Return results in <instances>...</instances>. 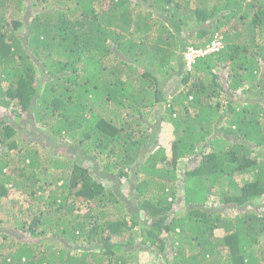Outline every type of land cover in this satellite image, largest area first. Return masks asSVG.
Listing matches in <instances>:
<instances>
[{
	"label": "trees",
	"instance_id": "trees-1",
	"mask_svg": "<svg viewBox=\"0 0 264 264\" xmlns=\"http://www.w3.org/2000/svg\"><path fill=\"white\" fill-rule=\"evenodd\" d=\"M41 1L0 0V264H264V0Z\"/></svg>",
	"mask_w": 264,
	"mask_h": 264
},
{
	"label": "rangeland",
	"instance_id": "rangeland-1",
	"mask_svg": "<svg viewBox=\"0 0 264 264\" xmlns=\"http://www.w3.org/2000/svg\"><path fill=\"white\" fill-rule=\"evenodd\" d=\"M34 2V0H26V6H27V8H28V10L26 9V10H24L23 12H18V14H17V16H16V18L17 17H19V18H23L24 20H30V18L32 17V11H34V9H32V7H31V5H33L32 3ZM43 1H41V2H39V5L40 6H42V7H48L49 5H51V4H56V0H49L47 3H42ZM103 2V1H102ZM9 5V4H8ZM12 5H14V3H10V7H12ZM101 8L102 9H104V7H102L101 6ZM27 33H26V31L24 32H22V38H26V39H28L27 37V35H26ZM217 38H221V36L220 35H217ZM224 43V42H223ZM183 54V58H185V53H182ZM185 61H186V59H185ZM221 82H222V80H220ZM228 83H230V82H228ZM247 85L246 86H248L249 84L248 83H246ZM226 87H228V85H225ZM244 88V87H243ZM240 90V89H239ZM239 90L237 91V93L238 94H240V92H239ZM240 95H242V93L240 94ZM15 109H19L18 107H16V106H13ZM23 117L22 118H19V116H18V114H17V121L19 122V126H20V128L21 127H27V124H26V122H25V120H26V118L29 116V115H27V113L26 114H24V115H22ZM155 118L159 121V117H157V116H152L150 119H148L147 121L145 120L144 122H145V124L146 125H151V129H152V126L154 125V124H156V122H155ZM25 122V123H24ZM150 122V123H149ZM164 124V127H162V125ZM28 131L27 132H24V133H21V136L22 137H25L27 140H30V141H32V140H34L35 139V135L33 134L32 135V131H33V128L31 127V128H29V129H27ZM156 133H157V135H158V137H157V140L154 142V145H156V143H157V141L159 140V143H163V145H165L166 147H168V149L170 148V146H169V144L168 143H170L169 142V140H171L172 138H174V133H173V126L171 125V123H167V122H165V123H162L161 124V128H160V130L159 131H155ZM155 133V134H156ZM167 140V141H166ZM24 143V144H23ZM26 144V142L24 141L23 142V140H22V142H20V146H22V145H25ZM154 148V146H151V149H153ZM53 151H51V152H53V153H56L57 151L55 150V149H52ZM16 151H18V149H14V150H12V152H16ZM47 155H49V156H51V153H47ZM16 160H18V159H16ZM15 163H17L16 161H14ZM186 163H188L189 164V161H188V159L186 160ZM187 164V165H188ZM18 165V164H17ZM191 165H192V162H191ZM183 175V174H182ZM103 181H104V183L106 184V186H108V187H111L112 186V183H111V181L110 180H108V179H106V178H103ZM209 203H210V205L212 206H216V205H219V204H217V203H214L213 202V199L212 200H210L209 201ZM262 203H264V200H263V202ZM179 205V208H182L184 205V203H182V204H180V203H178ZM116 206H118V207H120V209L122 210V211H129V210H127V209H129L130 208V210L132 209L131 207H128L127 205H124V204H120V205H116ZM26 207V206H25ZM184 208V207H183ZM82 211H85V209H82ZM111 211H114V210H111ZM11 215L9 214V213H5L4 211H2V212H0V218H5V221H4V223H6V224H3V226H6V230L5 231H13V230H15V226L13 225V224H11L9 221H7L8 219H10V218H12V216L10 217ZM217 233H218V231H217ZM140 242H137L136 244H139ZM76 246V245H75ZM55 247H58L57 245L56 246H54L53 248H55ZM76 247H81V246H76ZM137 246L136 247H134L133 249H132V251H135V250H137ZM172 248V247H171ZM156 253H154V252H145L144 253V256H143V258L141 257V260H142V264H159V263H163V258L162 257H160V260L159 259H156V255H155ZM138 259V258H137Z\"/></svg>",
	"mask_w": 264,
	"mask_h": 264
},
{
	"label": "built area",
	"instance_id": "built-area-1",
	"mask_svg": "<svg viewBox=\"0 0 264 264\" xmlns=\"http://www.w3.org/2000/svg\"><path fill=\"white\" fill-rule=\"evenodd\" d=\"M223 47V40L221 38L216 37L215 40L209 46V48L206 50L196 49L194 47L187 48V50L185 51V59L187 61L188 66H190L191 63L194 62L197 57L204 56L212 51H219Z\"/></svg>",
	"mask_w": 264,
	"mask_h": 264
}]
</instances>
